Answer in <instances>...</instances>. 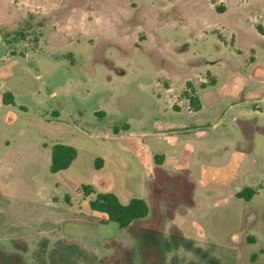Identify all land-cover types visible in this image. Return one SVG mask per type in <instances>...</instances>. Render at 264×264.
Wrapping results in <instances>:
<instances>
[{"label": "rangeland", "instance_id": "rangeland-1", "mask_svg": "<svg viewBox=\"0 0 264 264\" xmlns=\"http://www.w3.org/2000/svg\"><path fill=\"white\" fill-rule=\"evenodd\" d=\"M259 27L264 0H0V264H264Z\"/></svg>", "mask_w": 264, "mask_h": 264}, {"label": "trees", "instance_id": "trees-1", "mask_svg": "<svg viewBox=\"0 0 264 264\" xmlns=\"http://www.w3.org/2000/svg\"><path fill=\"white\" fill-rule=\"evenodd\" d=\"M260 32H264L261 27L258 28ZM206 85H203L205 87ZM189 101L194 110H200L201 104L199 98L195 95L188 94ZM3 102L7 105L14 103V96L7 93L4 96ZM126 129L129 125H125ZM118 130V129H116ZM78 151L72 145L57 143L52 147L50 171L58 173L67 170L77 158ZM164 155L156 156V161L162 163ZM86 196L94 193V188L91 185H83L82 187ZM256 194L251 187H246L238 192L236 195L244 200H250ZM89 207L91 210L107 215V221L116 222L121 228L128 227L132 222L145 218L150 213V207L145 199L134 197L128 203H123L119 197L112 192L96 193V196L89 200Z\"/></svg>", "mask_w": 264, "mask_h": 264}, {"label": "crops", "instance_id": "crops-1", "mask_svg": "<svg viewBox=\"0 0 264 264\" xmlns=\"http://www.w3.org/2000/svg\"><path fill=\"white\" fill-rule=\"evenodd\" d=\"M198 97V96H197ZM199 98V97H198ZM189 99V98H188ZM199 101H200V99H199ZM200 104H201V109L203 108V105H202V102L200 101ZM200 109V110H201ZM200 110H197V111H200ZM194 111V110H193ZM196 111V110H195ZM166 158H167V156L164 154V158L162 159V163H161V165H163L165 162H166ZM240 192V191H239ZM256 192V191H255ZM238 193V192H237Z\"/></svg>", "mask_w": 264, "mask_h": 264}]
</instances>
